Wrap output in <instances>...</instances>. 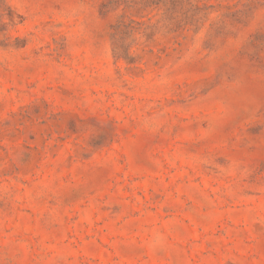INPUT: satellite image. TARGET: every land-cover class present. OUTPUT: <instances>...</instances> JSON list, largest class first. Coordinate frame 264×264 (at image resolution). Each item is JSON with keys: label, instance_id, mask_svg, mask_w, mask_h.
<instances>
[{"label": "rangeland", "instance_id": "1", "mask_svg": "<svg viewBox=\"0 0 264 264\" xmlns=\"http://www.w3.org/2000/svg\"><path fill=\"white\" fill-rule=\"evenodd\" d=\"M0 264H264V0H0Z\"/></svg>", "mask_w": 264, "mask_h": 264}]
</instances>
